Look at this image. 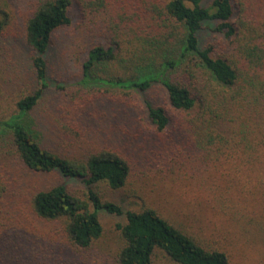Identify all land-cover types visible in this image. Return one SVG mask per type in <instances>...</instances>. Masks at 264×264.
Segmentation results:
<instances>
[{"label":"trees","instance_id":"16d2710c","mask_svg":"<svg viewBox=\"0 0 264 264\" xmlns=\"http://www.w3.org/2000/svg\"><path fill=\"white\" fill-rule=\"evenodd\" d=\"M29 3L23 35L32 53L26 58L37 87L16 100L17 111L0 120V128L8 130L7 139L30 170L58 172L89 186L87 198L71 192L66 183L36 188L30 202L32 213L57 222L60 234L77 249L93 248L102 236L100 211L126 213V221L118 224L123 243L116 254L117 264H152L156 248L178 264H233L229 240L240 230L235 220L243 230L254 224L264 229V78L251 98V88L244 89L246 85L240 83L238 69L231 60L217 54L213 44L203 45L201 34L209 30L232 36V47L257 64V69H264V0ZM73 3L81 15L82 32L93 22L102 33L87 50L82 65L84 83L119 85L112 89L100 86L113 99L111 110L123 103L134 106L135 94L144 95L154 86L165 89L168 103L144 100L148 129L153 132L149 140L154 138L146 149L152 147L157 156H163L162 162L169 164L165 176L172 174L175 182L174 174L184 173L175 157H187L195 167L203 165L204 174L207 172L212 179L205 186H213L210 198L202 197L223 210L215 220L203 224L177 222L152 202L139 211H124L119 204L104 201L93 186L106 182L112 189H122L133 172L131 157L112 147L87 149L83 157L62 154L45 146L38 136L40 118L35 111L49 86L48 52L57 32L73 23ZM11 5V0H0V48L8 58L10 42L3 37L15 18ZM85 104L70 98L64 110L57 108L60 124L71 118L73 121L67 123H85L86 127L102 117L97 110L88 112ZM93 105L97 107V103ZM202 215L204 220L209 213ZM218 225L228 229L211 234V239L205 237L209 227ZM26 252L29 260L24 264H34L31 250Z\"/></svg>","mask_w":264,"mask_h":264},{"label":"rangeland","instance_id":"374dc122","mask_svg":"<svg viewBox=\"0 0 264 264\" xmlns=\"http://www.w3.org/2000/svg\"><path fill=\"white\" fill-rule=\"evenodd\" d=\"M31 1L11 0L15 18L3 37L10 42L11 58L2 53L3 47L0 48V120L9 118L17 111L16 100L37 87L30 61L26 58L32 53L23 35V19L30 12ZM74 6L73 3V23L57 32L48 52L49 86L35 111L40 118L38 120L42 131L36 127L40 132L38 136L45 146L62 154L83 157L87 149L112 147L131 157L136 163L132 161V175L122 189H112L106 182L93 186L104 201L111 200L124 211H139L152 205V202L165 216L177 222L203 224L215 220L214 217L219 216L223 210L215 208L212 201L208 204L202 197L206 195L210 198L213 186H205L212 179H209L207 172L204 174L201 169L203 165L195 167L194 162L187 160V157H175L173 160L179 161L184 172L182 176L174 174L178 184L172 174L165 176L169 164L162 162L163 156H157L152 147L150 151L146 149L148 141L153 143L154 138L149 140L153 132L148 129L144 100L147 98L151 102L168 103L165 89L160 85L154 86L144 95L135 94L134 106L123 103L111 110L113 102L110 101L113 99L100 86L112 89L120 88L119 85L113 86L111 82L84 83L82 65L87 50L91 43L100 40L102 33L93 22L82 32L81 15ZM201 37L203 45L213 44L217 54H223L231 60L238 69L240 83L242 81L246 85L244 89L251 88L252 98L264 78V69H257V64L247 61L239 49L237 51L232 47V36L205 30ZM70 98L80 104L89 103L85 104L89 107L86 108L88 112L97 110L98 114L102 113V117H96L86 127L85 123L79 125L75 121L69 124L73 121L71 118L67 121L69 123L60 124L56 115L57 108L64 110ZM94 102L97 107L93 105ZM123 107L128 113H125ZM221 129L226 130L225 127ZM7 132L0 128V264H24L29 260L28 250H31L30 257H33L34 264H117L116 254L123 243L118 224L126 221V213L118 215L100 211L104 228L102 236L96 240L93 248L77 249L60 234L57 222L43 220L33 214L30 202L36 188L50 184L66 183L71 192L82 198H87L89 186L81 179L65 178L58 172L37 173L30 170L16 155L7 139ZM139 161L143 163L137 164ZM231 168L233 172L234 167ZM206 188L209 190L206 191ZM204 207L210 210L200 212ZM206 213L209 215H204V220H201L202 214ZM237 222L235 220L243 234L238 230L229 240L233 264H264L263 227L254 224L243 230ZM197 226L194 228L199 230ZM225 229L228 227L218 225L209 227L207 234L205 231L200 233L211 239L214 237L211 234ZM152 261V264H178L159 248L155 249Z\"/></svg>","mask_w":264,"mask_h":264}]
</instances>
